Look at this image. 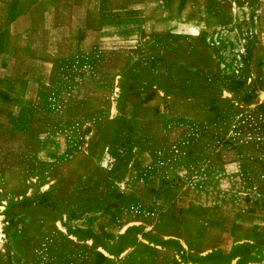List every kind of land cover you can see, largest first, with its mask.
Instances as JSON below:
<instances>
[{"label":"rangeland","instance_id":"1","mask_svg":"<svg viewBox=\"0 0 264 264\" xmlns=\"http://www.w3.org/2000/svg\"><path fill=\"white\" fill-rule=\"evenodd\" d=\"M195 7L7 128L0 264H201L180 242L220 221L255 242L223 260L264 242V0Z\"/></svg>","mask_w":264,"mask_h":264},{"label":"crops","instance_id":"2","mask_svg":"<svg viewBox=\"0 0 264 264\" xmlns=\"http://www.w3.org/2000/svg\"><path fill=\"white\" fill-rule=\"evenodd\" d=\"M198 0H0V138L21 115L41 104L47 90L90 82L97 73L88 61L102 51L123 55L124 41L171 32L186 21ZM249 220L241 221L246 230ZM201 239L180 242L206 263L264 264V242L248 258L230 257L250 235L220 221L201 229ZM198 240V241H197ZM196 241V242H195ZM220 259H210L211 255ZM198 264V263H195Z\"/></svg>","mask_w":264,"mask_h":264}]
</instances>
